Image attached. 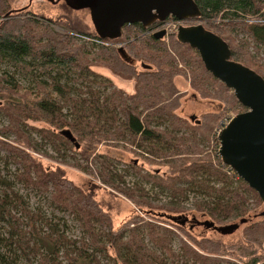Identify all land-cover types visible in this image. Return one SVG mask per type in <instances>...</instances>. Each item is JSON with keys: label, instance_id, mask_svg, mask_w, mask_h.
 Masks as SVG:
<instances>
[{"label": "trees", "instance_id": "16d2710c", "mask_svg": "<svg viewBox=\"0 0 264 264\" xmlns=\"http://www.w3.org/2000/svg\"><path fill=\"white\" fill-rule=\"evenodd\" d=\"M196 2L201 10L198 19L223 22L208 24L212 30L206 28L228 43L232 59L264 77L258 54L264 47V0ZM7 3L0 0V111L8 116L10 125L0 128V147L17 165L14 181L39 191L53 208L72 214L84 237L71 238L67 229H61L63 222L68 226L63 217L31 207L0 168V264H264V252L259 251L264 241V208L256 213L264 202L222 162L218 152L213 155L201 148L202 141L194 132L203 128L210 132L215 122L206 117L204 124L197 122L200 128L196 129L176 113L182 93L174 78L188 75L180 63L190 65L192 84L204 96L221 98L230 108L238 103L235 93L206 69L199 52L180 41L177 33L171 35L173 48L164 37L144 35L150 26L125 25L120 38L101 39L96 31L80 32L33 13L7 12ZM241 34L245 36L240 39ZM123 39L127 41V57L112 44ZM140 61L142 69L138 70ZM99 63L134 78L135 92L113 88L103 93L96 88L94 84L106 83L98 80L93 69ZM72 74L84 82V88L62 82ZM25 75L32 84L24 86L21 81ZM29 120L48 125L49 129L38 131L61 155L63 149L75 147L62 134L67 128L82 142L78 152L86 162L92 157L100 160L98 147L118 145L120 139L148 162L170 160L168 175L152 176V180L175 196L194 192V207L182 202L152 203L142 187L136 194L114 181L106 160L101 163L107 169L100 172L89 164L75 163L141 211L116 228L96 199L97 182L83 188L68 179L60 167L43 165L38 155L44 154L37 141L23 128ZM187 130L189 134L182 132ZM11 132L17 138L8 141L4 136ZM60 161L67 160L63 157ZM197 213L217 226L246 219L241 224H247L243 234L246 243L226 245L195 235ZM258 217L261 219L256 220ZM174 237L180 240L179 250L173 246Z\"/></svg>", "mask_w": 264, "mask_h": 264}, {"label": "rangeland", "instance_id": "374dc122", "mask_svg": "<svg viewBox=\"0 0 264 264\" xmlns=\"http://www.w3.org/2000/svg\"><path fill=\"white\" fill-rule=\"evenodd\" d=\"M7 2L9 7L7 12H13L15 10L22 11V14L33 13L38 17H43L44 19H51L56 22H64L69 27L75 28L80 32L93 33L94 31H96L91 19L90 10L88 8L80 10L73 9L66 4L65 0H7ZM2 20L0 19V21ZM210 23L220 24L223 22L220 20L208 21L198 18L186 19V21H181L170 16L167 18V21H165L164 24H154L150 26L151 28L143 34L148 35L156 33L153 32V28L155 29L160 27L159 30L166 29L167 34L164 36L165 43L169 48H173L171 35L177 33L179 25L189 26L202 24L212 30L211 26H208V24ZM60 28L61 27H57L58 30H60ZM60 31L65 32V29H61ZM244 36L245 35L241 34L239 38L241 39ZM112 44L113 46L120 48V50L122 49L124 56L127 57L125 53V48L127 50V41L123 39ZM258 54L260 62L264 64V47L260 48V52ZM140 63L141 61L137 62L136 64L138 70L142 69ZM179 67L183 70L186 69L188 75L176 76L174 78L176 87L182 93L180 104L176 110V113L181 118H183L192 128L196 129L200 128L197 127V122L200 121L202 124H204L205 120L207 119L206 117L212 119L215 124L212 126L210 132L203 128L202 130H198V132L194 133L195 136H197V139L202 141L201 148L205 153H210L213 155L217 152L219 153L220 131L236 114L244 112L247 109L239 101L237 104L231 105V109L230 106L225 102V100L221 98H217L214 96H204L201 93L200 89H197L192 84V72L190 71V65L187 66L184 63H180ZM93 69L95 73H97L96 75L98 80L106 82L94 84V86L100 89L103 93H109L113 88L123 90L128 94L135 92L136 84L134 78L125 77L124 75L115 72L112 68L101 63L94 65ZM39 76L44 78V76L41 74H39ZM17 77L20 78L18 75ZM71 77L69 79H62V82H65L70 86H74V88H84V82L80 79L78 80L77 75L72 74ZM21 82L24 84V86L33 83L30 80V77L26 75L25 79H22ZM229 92L234 93L232 89H230ZM65 114H68L67 109L65 110ZM9 125L10 121L8 116L0 111V128ZM23 128L27 131L28 135L31 136L32 139L37 141L40 153L44 154L43 156H38L45 167L51 166L55 169L60 167L64 171L68 179H70L74 184L83 188H89L91 186V182H97L100 185V187L95 190L96 199L110 214L116 228L123 225L124 222L141 211L126 196L105 187L100 180L95 178L92 174L81 170L75 165V163L80 162L84 166L85 164H89L90 168H93L97 172H100L101 170L104 171V168L107 169L106 167H103L101 163L103 162V160H106L110 164L107 172L113 176L114 181L122 183L124 187L134 193H136V191H139L138 188L142 187L146 190L145 193L147 199H149L152 203L176 204L178 202L181 204L182 202V204L188 208L194 207V200L196 199V194L194 192L188 191L187 194H184L182 196H175L170 190L158 186L156 182L152 180V176H157L159 178L166 177L168 175L169 171L171 170L169 165L170 160L148 162L141 157L142 155H136L135 147L132 148L128 146L123 139H120L118 141V145L114 146L103 144L98 147L97 152H99L101 156L100 160L92 157L90 162H86L83 160L82 155L78 152L80 147L77 148L75 146L68 151H65L63 149L62 154L66 156L59 154V152L54 149L53 143L50 140L44 138L38 131L41 128H48V125L45 122L29 120L25 124H23ZM64 130L70 129L64 128L62 132ZM182 132H187V134H189L190 131L187 130ZM73 135L76 138V142H78L81 146L82 142L77 138L75 134ZM4 137L8 141H13L17 138L16 134L12 132L8 133ZM51 156H53L55 159H53ZM63 157H65V159L67 160L66 163H60V159H63ZM132 163L136 165L137 171L134 169ZM0 168L2 170V175L8 178L10 181L14 182L13 188L24 195V197L29 201L31 207H41L49 214L63 217L68 226L67 228L64 227L63 222L61 225V229L63 231L67 229V233L69 236H71V238L79 240L84 237L80 222L75 219L72 214L68 212H62L53 208V206L49 203V200L40 195L41 193L39 191L26 188L23 184L14 181V172L17 168V165L12 162V159L6 152V149H3L2 147H0ZM148 176H151V178H149ZM1 189L2 187L0 186V190ZM263 208L264 206L258 207L256 213L263 210ZM195 218L197 221L195 223L196 226H194L193 228V233L197 236H208L210 238L218 239L224 242L226 245H238L241 243H246L243 234L245 231V226L247 224H240L237 229L231 231L230 233L222 234L214 229L209 230L205 226V222L210 221L205 215L197 213L194 219ZM260 219L261 217L256 218V220ZM233 223L239 224L240 222L239 220L228 222V224ZM2 231L3 230L0 226V233H2ZM173 246L176 250H179L180 240L178 238L174 237ZM259 251L264 252V241Z\"/></svg>", "mask_w": 264, "mask_h": 264}, {"label": "water", "instance_id": "95a60500", "mask_svg": "<svg viewBox=\"0 0 264 264\" xmlns=\"http://www.w3.org/2000/svg\"><path fill=\"white\" fill-rule=\"evenodd\" d=\"M73 9L90 10L95 30L101 39H118L125 25L149 27L172 16L179 20L198 18L201 14L196 0H65ZM167 34L166 29L154 33L156 38ZM177 36L195 48L208 71L232 89L238 101L247 109L236 114L220 131L219 155L254 189L264 202V77L245 64L232 59L228 43L202 24L179 25ZM121 51H123L121 49ZM63 135L77 148L80 144L70 130ZM264 215V211L262 212ZM241 222L217 226L205 222L224 234L237 229Z\"/></svg>", "mask_w": 264, "mask_h": 264}, {"label": "built area", "instance_id": "2783aa9c", "mask_svg": "<svg viewBox=\"0 0 264 264\" xmlns=\"http://www.w3.org/2000/svg\"><path fill=\"white\" fill-rule=\"evenodd\" d=\"M166 21H167V20H166ZM181 21H186V19H185V20H181ZM161 24H164V23H161ZM161 24H160V25H161ZM159 29H160V27L155 28V29L153 28L152 30H153V32H157V31H159Z\"/></svg>", "mask_w": 264, "mask_h": 264}, {"label": "flooded vegetation", "instance_id": "af4514ba", "mask_svg": "<svg viewBox=\"0 0 264 264\" xmlns=\"http://www.w3.org/2000/svg\"><path fill=\"white\" fill-rule=\"evenodd\" d=\"M163 23V22H162ZM161 24V23H160Z\"/></svg>", "mask_w": 264, "mask_h": 264}]
</instances>
